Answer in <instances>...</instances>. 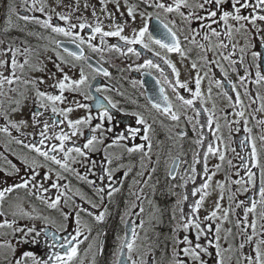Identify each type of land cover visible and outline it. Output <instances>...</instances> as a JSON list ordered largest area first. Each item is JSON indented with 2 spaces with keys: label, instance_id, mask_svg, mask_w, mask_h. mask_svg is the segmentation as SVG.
Returning a JSON list of instances; mask_svg holds the SVG:
<instances>
[{
  "label": "snow or ice",
  "instance_id": "snow-or-ice-1",
  "mask_svg": "<svg viewBox=\"0 0 264 264\" xmlns=\"http://www.w3.org/2000/svg\"><path fill=\"white\" fill-rule=\"evenodd\" d=\"M22 3L26 12H39L46 18L41 19L34 14H21L17 11L14 0H8L7 20L2 31H0V96L6 95L4 88L5 85H8L9 92L16 94L18 98L10 97V103L14 106L10 110L0 112V117L5 121V124L0 126V133L5 134L10 142L14 141L16 144L22 145L23 148L28 150V153L33 155L30 158L29 155L13 153L19 161L18 166L8 156L0 154L6 165V169L0 167V172L4 173V176L0 178V218H4L0 222V229H11L12 235L16 236L18 244L33 246L43 244L46 251L43 257L35 255L33 251H22L17 254L16 246L10 241L4 240L0 242V257H2L0 264H29V262L31 264H74L78 257V245L83 242L80 240L83 235L82 227H88L81 214L91 217L97 223H103L109 215V209L105 206V197L112 201L114 194L121 191L119 187L105 186L104 183L97 185L96 181L88 178L89 173L95 175L92 169L97 167L96 161L90 160V153L100 150L97 145H105V131L109 133L113 131L111 127L105 129L104 122L112 124L115 119L113 111L121 112L124 109L118 106V101H114L110 96L105 95V93L112 90L111 88L99 83L93 84L98 76L110 79L112 73L100 61H97L94 65L92 58L85 54V46L90 52L100 54L101 60L105 51L119 53L120 56L126 58L133 56L137 59H140L147 52L151 54V57L161 60L164 65L171 69L169 75H165L164 69L156 59L148 57H145L142 63L136 64L135 69L129 65L128 70L137 72L142 69L157 70L162 79H156V84L159 86L158 95L148 97L151 108L169 116L172 121L176 122H179L181 118L180 110L191 108L195 112V118L188 117V120L191 122L195 119L193 131H196L197 125H200L201 128L210 127L214 118V113H209L206 124H201L198 119L200 111L195 107L196 101L199 100L201 104L205 102L201 88L203 77L197 72L194 78L193 90L188 81H181L179 69L171 59L167 58V55L176 53L180 56L181 62L186 60L192 52L191 48L184 47L183 42H187L199 49L201 53L199 60L203 62L200 65L197 61H193L191 68H205V77L211 71V65H216L220 68L223 79L228 80V70L218 61L210 60L207 56L208 52H215L223 61L228 62L233 72L237 73V79L242 86L251 77L253 68L255 69V80L252 82L264 86V0H136V3H130L129 0H99V7L90 4L89 0H85L82 7L79 0H74L71 5L65 4L64 0H55V6L48 4L46 0H31L30 3L29 0H22ZM109 5H111V8H109ZM57 7H64L67 11L57 12ZM89 8H91L92 16L96 17L95 25L89 23L86 17L83 16V13ZM122 8L124 11H121ZM76 13H80V15H76ZM97 13L106 14L108 26L111 30H105L103 21L99 20ZM53 15L59 21L64 22L65 26L53 24ZM125 15L128 19L121 23V19ZM13 17H15V21ZM74 17L77 21L75 23L72 22ZM137 17L142 23L132 27L131 35L125 34L126 26H131L128 20L131 21V24H136ZM230 21L233 23H230ZM32 24L39 25L45 30H50L51 33L66 38L65 41L55 39L51 41L55 45L54 50L62 49V51H56L55 60L47 57V60L52 61L55 71L48 69L45 61L39 59L41 56L40 47H33L29 44L28 37L43 38L30 30L29 25ZM194 24L196 27L193 26ZM213 25H216V27H213ZM85 29L89 30L87 36L81 34ZM13 30L18 35H12ZM181 35H183V41ZM237 35L244 38L243 46H239V41H235ZM198 36L201 37L203 42L197 40ZM97 37H99L100 46L94 43ZM107 37H117L123 43L106 45L105 38ZM213 38H215V42H213ZM69 45L74 46L75 50ZM137 45H139V49L136 47ZM153 46L162 51H157ZM238 46L239 57L234 59ZM43 50L47 51V47ZM225 50L228 52L227 55L224 54ZM18 57H23V62ZM249 57L250 59H248ZM34 59L35 62H33ZM241 66L244 67V75H239V67ZM25 69L31 72L45 73L47 79L52 81L48 87L53 91L41 89L40 85L46 83L44 76L17 75L18 71L23 74ZM148 74L151 75V72L149 71ZM170 75H174V81L169 78ZM213 82L217 88H224L222 80L216 79L213 81L210 79L209 98H211V84ZM228 83L231 85L232 91L236 92L235 103H232L233 97L227 91L222 94L232 107L241 106V110L235 113L240 119L236 120L235 123L239 124L243 120L244 131L249 135L246 137L247 143L242 141L241 147L250 146L248 159L245 160L243 156L239 157L241 166L247 173V179L241 177V179L232 181V183L242 186V191L241 188H238L237 191L248 195V199L239 200L234 203V206L230 204L229 208L223 209L222 217L217 215L221 211V204L217 201L214 210L210 214L205 215L203 220L199 218V210L203 206L205 198L210 195L208 190L211 187L212 177L216 175V172L209 175L207 164L209 155H218L221 162L225 160V154L220 152L211 142L208 143L207 152L203 154L205 180L201 182L199 187L192 190L193 196L199 194V199L192 205V216L186 217L181 210L180 220L173 230L177 234H174L171 238L170 257L162 256L160 260L154 261V264H209L205 257L213 256V253L209 251L210 248L215 249V264H226V262L232 264L233 255L236 257V264H264V120H257V124L262 126L259 136L260 148H258L256 139L250 135L252 129L247 127L248 120L244 119L245 111L241 94L237 90V84L231 80H228ZM132 84L133 86L140 85L143 87L145 82L133 80ZM13 85H23V90L12 87ZM165 85L171 88L178 105H174L167 95ZM178 89L188 91L191 98L181 95ZM29 91L34 93L32 102L35 105V110L30 112L31 123L25 119H11V113L21 112L24 101L29 99L27 95ZM65 93L79 95L83 99L77 100L74 95L69 106L60 107L68 100ZM118 94L123 95L119 91ZM243 94L251 97L247 87L244 88ZM256 100H260L262 103L259 108L253 111L264 112V96L257 92L251 103L255 104ZM83 101H92L95 108L99 110L98 116L94 117L91 114L92 106ZM132 103H135V101H132ZM174 107L177 108L176 111H173ZM75 109H85L88 114L76 119H69V114L73 113ZM204 111L207 112L208 109L205 108ZM49 112L50 115H48ZM131 115L136 118V124L141 127H126L124 132L115 134L112 142L103 149L104 158L108 165L113 163V158L108 154V148L116 145L124 147L129 155L137 152L141 153L142 160L143 157H149V153L152 151V142L149 136L152 126L141 113L132 112ZM58 117H62V119H58ZM94 119H98L100 122L93 126ZM60 125H65L70 131L61 129L57 132L56 129ZM26 127L34 129V133H32L33 140L28 143L12 135V130L21 132V129ZM215 127L219 131L221 126L217 122ZM84 128L88 129V136H85ZM235 130L239 131L240 129ZM141 133V138L147 142L146 144H134L131 147L121 144L129 137L135 139ZM21 135L26 134L21 132ZM36 135L39 139H35ZM177 135L183 138L186 133L179 132ZM197 136L198 138L194 143L203 145V133L198 132ZM73 137L78 139L83 137L85 142L82 145H77L72 140ZM216 139L219 140L220 137H216ZM52 141H56V143H52ZM69 142H72L71 146H69ZM145 148H147V151H145ZM197 156L198 154H193V161L189 166L192 175L181 176L184 184L178 186L183 187L188 180H195L197 171L195 165L201 162ZM122 158V156L116 157L117 160ZM77 163L82 165L90 163L91 167L87 168L84 175H81L72 166ZM173 163L175 169H169L168 176L176 179L173 171L178 170L179 165L175 161ZM228 164L231 166L232 161L229 160ZM120 167H123V165ZM215 168L219 171L221 164H216ZM253 169H256V171H253ZM116 170L118 169L114 170L111 167L101 165V174L97 176V179L101 182L112 181ZM130 171L131 168L125 171L123 175L127 177ZM155 171L156 169L153 168L152 172ZM65 173H73L78 180L85 182L92 189L95 199L87 197L79 189L72 195H68L72 191L70 182L61 184V181L67 180ZM136 175L143 177L144 173L138 172ZM237 175H239V172H237ZM8 179H12L13 183L8 184ZM149 179H151V176H149ZM141 182L147 184V181L137 179H133L132 184L137 185ZM217 187L223 193L224 185L217 182ZM53 189L56 190L54 198L46 195ZM18 190H24L27 196L35 197L48 209L57 211L60 222L50 220L48 216L32 215V213L25 211L20 203L12 204L10 202L9 207L14 209L11 213L14 218L18 217L30 221L40 220L43 221L44 226L38 228L35 223L20 226L17 219H7V212L4 210L7 195L16 193ZM140 192L142 195L143 190L141 189ZM129 194L135 196L137 200L141 199V196L133 192L131 187L129 188ZM74 196H80V199L90 205L93 210L101 207H103V210L95 212L76 205L73 200ZM20 199L22 198L17 196V200ZM187 199V195L183 196L178 204ZM221 199H223L222 195ZM234 199L235 193L229 196L230 201H234ZM62 203L63 207L61 206ZM137 207H139L140 213L144 212L142 205L128 202L127 208L121 215V221L124 222V216L133 214L132 209ZM65 208L69 210L65 211ZM236 209L242 211V216L236 215L233 225L237 230L235 236L239 237V242L237 245L228 242L229 238L235 240V236H233L232 228L225 229L224 239L228 246L223 248L220 243L222 224L225 222L231 223L230 215H235ZM34 211L35 209H33ZM73 216L76 225L74 233L69 232L67 227V222ZM250 216L251 219H249ZM215 220H220V223L215 224V235L212 240H209L207 237L213 231L210 222ZM140 227H143V221H141ZM136 228L137 225L133 223L130 228V237L129 231H125L123 236L117 237L118 243L113 252V264H150L149 261L144 259L147 253L138 252ZM88 230L90 233L91 228L89 227ZM180 232L185 234L181 236L178 234ZM17 233L20 235L17 236ZM62 233L63 235H61ZM0 235H7V233H0ZM99 235L101 234L98 233V237ZM87 238V236L84 237V239ZM246 246L250 249L247 253L244 252ZM91 247L92 245H89V248ZM98 251H103L102 244L99 245ZM226 253L233 255L226 256ZM137 254L139 258H136ZM93 264H95V258H93Z\"/></svg>",
  "mask_w": 264,
  "mask_h": 264
},
{
  "label": "flooded vegetation",
  "instance_id": "flooded-vegetation-1",
  "mask_svg": "<svg viewBox=\"0 0 264 264\" xmlns=\"http://www.w3.org/2000/svg\"><path fill=\"white\" fill-rule=\"evenodd\" d=\"M17 11L21 14H28V15H36L41 19H45L46 17L39 13H31L26 12L22 0H14ZM31 0H29V3ZM46 2L52 6H55V0H46ZM81 7L85 3V0H79ZM130 3H136V0H129ZM7 3L8 0H0V31L5 26L7 20ZM64 3L67 5H71L74 3V0H64ZM89 3L92 5H96L99 7V0H89ZM111 8V5H109ZM47 11V9H46ZM57 12H66L67 10L64 7H57ZM121 11H124L122 8ZM76 15H80V13H76ZM99 16V20L103 21V26L105 30H111L108 26V20L106 19V14L101 15L97 13ZM83 16L86 17L89 23L95 25L96 17L92 16L91 8H89L86 12L83 13ZM128 18L125 17L121 19V23ZM178 19V17H177ZM15 21V17H13ZM53 24H60L61 26H65L64 22L59 21L56 19L55 15H53ZM72 22H77L75 17L73 18ZM23 23V22H21ZM129 26L125 28V34L131 35L132 27H135L142 22L137 17L136 24H131V21L128 20ZM230 23H233L230 21ZM196 27V25H193ZM216 27V25H213ZM31 31L36 32L40 37H28L29 44L33 47H40L41 56L39 59L44 60L47 68L55 71L54 65L52 61L47 60V57H51L52 60L56 59V51H62V49H55V45L51 43L53 39L65 41L66 38L51 33L50 30H45L39 25H29ZM89 30L85 29L82 35L87 36ZM12 35H18L15 30H13ZM181 39L183 41V35H181ZM106 45L107 44H122V41H119L117 37H107L105 38ZM197 40L203 42L201 37H197ZM235 41H239V46H243L244 38L242 36L237 35L235 37ZM234 41V42H235ZM213 42H215V38H213ZM227 42V41H225ZM98 46L99 45V37L97 40L94 41ZM185 48H191L192 52L189 54L186 60L181 62V58L176 53H170L167 55L168 59H171L179 69L181 75V81H188L190 87L194 90V78L199 72V75L203 77L202 79V93L204 97V103L201 104L199 100L196 101L195 107L198 111H200V116L198 119L200 120L201 124H206L207 117L209 113H214L213 124L209 126H205L203 128L200 125L196 126V131H193V124L195 123V119L193 121H189L188 117L195 118V112L191 109H183L180 110V120L179 122L172 121L169 116H166L160 112H157L155 109L151 108V105L148 102V97L158 95V88L159 86L156 84V79H162L160 74L157 70H146L142 69L140 72L135 70H128V66L131 65L133 69H135L136 64L142 63L145 57L156 59L158 63L161 64V67L165 71V75H169L171 73V69L168 68L167 65H164L161 60L158 58L151 57L150 53L145 52L144 55L137 59L136 57L129 56L123 57L120 56L119 53L115 52H108L105 51L103 53V59L101 60V56L98 53H92L87 50L85 46V54L92 58V63L95 65L97 61H100L104 67L108 68V70L112 73V77L104 78L98 76L96 81H93V84L99 83L100 85L107 86L112 90L110 92L105 93V95L110 96L114 101L119 102V107L124 109V111L116 112L113 111V115L115 117L114 122L109 124L104 122L105 129L111 127L113 131L111 133L105 131L104 135L106 137L105 145H97V148L100 149L99 151L90 153V160L96 161L97 167L92 169V172L95 175L89 173L88 178L90 180L96 181L97 185L104 183L105 186L111 185L113 187L121 188L119 193L114 194V198L112 201H109L107 197H105V206L109 209V215L106 217L103 223L95 222L91 217H88L85 214H81L83 217V221L88 225V227H82L83 235L80 237V240L83 241L78 245V257L74 264H93V258H95V264H113L114 256L113 252L117 247V237L123 236L125 231H129V237L131 236L130 228L131 225L134 223L137 225L136 231L138 233L137 237V245H138V252H145L147 253L144 256V259L149 261L150 264H154V261H158L161 259L162 256L170 257L171 248H172V241L171 238L174 234V229L176 228L177 222L180 220L181 217V210L186 217L192 216V205L196 200L199 199V194L196 196L192 195V190L196 187H199L201 182L205 180V175L203 172V154L207 152V145L208 143H212L215 147L219 149L220 152L225 154V160L221 162L219 160L218 155L212 156L209 155L207 164L209 168V175L212 172H216V175L212 177L211 187L208 190L210 195H208L205 200L203 206L199 210V218L203 220L205 215L211 213V211L215 208V203L217 201L221 204V213L218 216L222 217L223 209L229 208L230 204L234 206L235 202L239 200H247L248 195L241 194L238 192L237 189L241 188L242 186L236 185L232 183L237 179H247V173L244 168L241 166V161L239 159L240 156H243L245 160L249 157V147H241V142L247 143L246 137L249 135L244 131V123L243 120L239 124H236L235 121L240 119L235 115V113L241 110V106L237 105L236 107H232L229 104V101L223 96V92L227 91L229 95L233 97L232 103H235V95L236 92L232 91L231 85L228 83V80H231L233 83L237 84V90L241 94V99L243 101V109L245 111L244 119L248 120L247 127L252 129L251 136L256 139L257 147L260 148L259 136L262 131V126L257 124V120H264V112L253 111L254 109L259 108L262 101L256 100L255 104L251 103L252 99H255L257 92L260 95L264 96V86L256 85L252 81L255 80V69L251 70L252 75L246 81V84L242 86L238 79L237 73L231 70V67L228 65L227 61H223L220 56L215 52H208L207 56L210 60H216L220 64H222L229 72L228 80L223 79V74L220 72V68L216 65H211V71L208 72V76H204V72L206 71L205 68L199 67L198 69H192L191 63L193 61H197L198 64L202 65L203 62L199 60V55H201L199 49L195 48V46L188 44L187 42H183ZM73 47L74 46L69 45ZM239 46L237 48V54L234 56V59H238L239 57ZM47 47V51L43 49ZM139 49V45L136 46ZM156 48L157 51H162L158 47L153 46ZM163 54V53H162ZM225 55L228 54L227 50H225ZM18 59L23 62V57H18ZM250 59V57L248 58ZM106 61V62H105ZM35 62V59L33 60ZM247 62V61H246ZM123 69V71H121ZM87 70V69H86ZM151 72V75L148 72ZM7 74V73H5ZM17 75L23 76H44L46 83L40 85L42 90L53 91L48 86L52 83L51 80L47 79L45 73L40 72H31L25 69V72L21 74L19 71ZM239 75H244V67H239ZM169 78L174 81V75H170ZM216 80L220 79L224 83V88L219 89L215 86L213 82L211 84L212 93L211 98H209L208 88H209V80ZM139 80L144 81L145 84L143 87L140 85L133 86L132 81ZM12 87H18L19 90H23V85H13ZM247 87L249 90L251 97L244 96V88ZM166 93L169 98L172 100L174 105H178V102L175 99V95L173 94L171 88L167 87ZM122 92L123 95H119L118 91ZM181 95H184L186 98H191L190 93L183 89H178ZM4 92L6 95L0 96V112L5 110H10L11 107L14 105L10 103L9 98H18L16 94L9 92V86L5 85ZM29 99L24 101V107L22 108L21 112L18 113H11L10 118L15 120L25 119L30 121V112L35 110V105L32 102L34 93L29 91L27 93ZM68 97V100L65 104L60 105V107H67L71 103L74 98L75 94L65 93ZM99 95V94H96ZM75 99L82 100L83 98L79 95H75ZM135 101V103H132ZM85 103H89L91 108V114L96 117L98 116L99 110L95 108V105L92 101H83ZM215 105V107H214ZM208 109V111H204V109ZM177 108L174 107L173 111H176ZM132 112H139L141 113L147 122L152 126V131L149 133L152 142V151L149 153V157H143L142 154L137 152L129 155L125 148L119 145L113 146L108 148V154L110 157L113 158V163L108 165L104 158V147L112 142L115 138V134L124 132L126 127H141L136 124V118L131 115ZM87 110L85 109H75L73 113L69 114V119H76L82 116L87 115ZM50 115V112L48 113ZM255 117V118H253ZM58 119H62V117H58ZM100 122L98 119H94L92 125L94 126L96 123ZM220 124L219 131L216 130V123ZM5 121L2 117H0V126H3ZM66 124V122H65ZM239 128V131L235 129ZM61 129L65 131H70L65 127V125H60L57 127L56 131L59 132ZM85 136L89 135L88 129H83ZM21 132L25 133L26 135H21ZM21 132H16L12 130V135L23 139L25 143H28L33 140L34 129L32 127L22 128ZM179 132H185L186 135L181 138L177 135ZM202 132L204 138L203 145H196L194 141L198 138L197 133ZM142 133L137 135L135 139L129 137L128 139L121 142L122 145H127L129 147L133 146L134 144H146L147 142L143 141ZM216 137H220V139H216ZM35 139H39L38 135L35 136ZM73 141L77 145H82L85 140L83 137L79 139L76 137L72 138ZM52 143H56V141H52ZM72 142H69V146H71ZM235 149V151H233ZM147 151V148H145ZM31 155L28 153V150L23 148L22 145L16 144L14 141L9 140L5 134L0 133V154L8 156L10 160L14 163H17L19 166V161L16 159V155ZM198 154L197 158L201 161L195 165L196 171V178L194 181L188 180L187 184L183 187L178 185L184 184V181L181 180V176H189L192 173L189 171V166L192 164L193 161V154ZM122 156V159L117 160L116 157ZM232 161V165L229 166L228 161ZM179 165L178 170L173 171V175H175L176 179H172L168 176L169 169H175V165ZM221 164V168L219 171L216 170L215 165ZM103 165L105 167H111L112 169H118L114 171V177L112 181H104L101 182L97 179V176L101 174L100 166ZM123 165V167H120ZM143 165V166H142ZM75 167L81 175H84L87 171V168L91 167L90 163H86V165H82L80 163L72 165ZM0 167L6 169V165L4 163L3 157L0 156ZM131 168L128 176L125 177L123 173ZM155 168L156 171L153 173L152 169ZM256 171V169H253ZM138 172H143V177H138L136 174ZM239 172V175H237ZM64 175L67 176V180L61 181V184L69 183L72 189L68 195H72L76 192L77 189L80 190L81 193L85 194L87 197L95 199L93 196L92 189L83 181L78 180L73 173H65ZM4 176L3 172H0V178ZM151 176V179H149ZM133 179L147 181V184L141 182L137 185H133ZM217 182L224 185V191L221 193L219 187H217ZM13 183L12 179H8V184ZM50 183V182H49ZM216 185V188L213 186ZM133 192H136L137 195L141 196L140 200H137L135 196L129 194V188ZM143 190L142 195L140 190ZM235 193L234 201L229 200V196ZM56 194V190L53 189L49 195L54 198ZM187 195L188 199L183 200L182 203L178 204V201L182 200V197ZM221 195L223 199H221ZM17 196L21 197L22 199L17 200ZM74 203L76 205H80L83 208H88L91 211L99 212L103 210V207L99 209H91L90 205H88L85 201L80 199V196L73 197ZM9 202L12 204L20 203L21 206L24 208L25 211L32 213V215H41V216H48L50 220H56L57 223L60 222L59 213L55 210L48 209L46 205L41 203L39 200L35 199V197L27 196L24 190H18L16 193H11L7 195V199L5 202L4 210L7 212V219H17L18 225L23 226L25 224L31 225L35 223L38 228L43 227V221H30L28 219H20L18 217L12 216L13 208L9 207ZM98 202V201H97ZM128 202H135L138 205H142L144 208V212L140 213L139 207L132 209L131 215L124 216V222L121 221V215L124 213L125 209L128 206ZM212 202V203H211ZM214 205V208L209 207L211 204ZM63 207V203L61 205ZM33 209L35 211L33 212ZM68 211V208L64 209ZM236 215L242 216L241 209H236L235 215H230V221L225 222L222 224V230L220 233L221 236V245L223 248H227L228 243L225 242V229L232 228L233 229V236L236 234V229L233 227ZM175 217V218H174ZM4 218H0V222H2ZM251 219V216L249 217ZM141 221H143V227H140ZM213 227V231L207 239L212 240L213 236L215 235L214 229L215 224L220 223V220H215L210 222ZM67 227L69 232L74 233L75 219L74 216L69 219L67 222ZM91 228V232L89 233L88 228ZM0 233H7V235H0V242L4 240L10 241L14 246L17 248V254L22 251H33L37 256H45V248L43 244L40 246H33L28 244H18L16 236L12 235L11 229H0ZM98 233L99 235L98 237ZM179 235H184L185 233H178ZM17 236L20 234L17 233ZM63 235V233L61 234ZM87 236V239L84 237ZM202 242H204L202 240ZM230 243H234L237 245L239 242V237L235 236V240L229 238ZM214 243V241H213ZM103 245V251L99 252L98 247L99 245ZM89 245H92L89 248ZM210 252L213 253L212 257H205L206 260L209 261V264H215L214 255L215 249L210 248ZM250 249L246 246L244 252H249ZM227 255H233L231 253H226ZM136 258H139L137 254ZM2 259V257H0ZM31 264V262H29ZM227 264V262H226ZM232 264H236V257L233 255Z\"/></svg>",
  "mask_w": 264,
  "mask_h": 264
},
{
  "label": "rangeland",
  "instance_id": "rangeland-1",
  "mask_svg": "<svg viewBox=\"0 0 264 264\" xmlns=\"http://www.w3.org/2000/svg\"><path fill=\"white\" fill-rule=\"evenodd\" d=\"M214 188H216V185H214L213 186ZM212 203V202H211ZM211 203H209V204H211ZM209 207H212V208H214V205L213 204H211V205H209ZM221 213V211L219 212V214Z\"/></svg>",
  "mask_w": 264,
  "mask_h": 264
}]
</instances>
